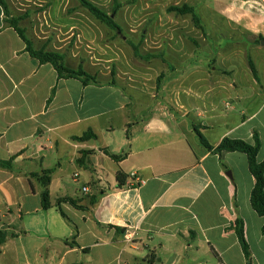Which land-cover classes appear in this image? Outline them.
I'll use <instances>...</instances> for the list:
<instances>
[{
    "label": "crops",
    "instance_id": "crops-1",
    "mask_svg": "<svg viewBox=\"0 0 264 264\" xmlns=\"http://www.w3.org/2000/svg\"><path fill=\"white\" fill-rule=\"evenodd\" d=\"M173 1L195 9L208 38L169 20L165 34L144 39L140 53L147 43L153 50L127 78L88 85L32 58L0 5V160H12L0 169V264H248L241 224L250 264H264L248 158L214 151L225 138L254 144L257 134L264 161V0ZM5 2L27 32V14ZM211 40L232 45L211 50L219 51L213 68L191 47ZM163 51L164 75L160 58L145 60ZM229 61L242 68L224 67ZM89 130L96 139H74Z\"/></svg>",
    "mask_w": 264,
    "mask_h": 264
},
{
    "label": "rangeland",
    "instance_id": "rangeland-1",
    "mask_svg": "<svg viewBox=\"0 0 264 264\" xmlns=\"http://www.w3.org/2000/svg\"><path fill=\"white\" fill-rule=\"evenodd\" d=\"M89 1L108 13H112L115 6V0ZM210 1L207 0L208 3ZM118 3L121 7L115 20L122 29L121 33H116L97 21L77 0H12V5L19 9V13L29 17L25 21V34L34 42L32 44L35 50L44 49L63 55L67 68L77 70L81 67L94 76L97 83L106 80L116 83L118 74L127 78L129 75L126 72L135 65L139 66L136 60L144 57L141 53L153 50V46L147 43L148 52L141 50L140 53L144 39L150 35L165 34V30L171 26L169 20H185L191 28H196L191 15H178L168 11L177 6L173 0H118ZM183 5L185 4L178 6ZM203 34L208 38L207 30ZM210 42L207 45L193 42L191 47L195 56L202 57L207 52L206 59L210 60L209 67L213 68V57L219 51L212 56L211 50L222 49L226 54L232 45L226 40L220 45L212 43L213 40ZM132 45L137 47L138 56H135ZM261 47L264 50V46ZM156 56L166 64L161 73L164 75L169 67L164 59V51L158 55H149L145 60L149 61ZM175 66L178 67L176 63ZM224 67L240 70L242 64L229 61L224 63Z\"/></svg>",
    "mask_w": 264,
    "mask_h": 264
},
{
    "label": "trees",
    "instance_id": "trees-1",
    "mask_svg": "<svg viewBox=\"0 0 264 264\" xmlns=\"http://www.w3.org/2000/svg\"><path fill=\"white\" fill-rule=\"evenodd\" d=\"M77 1L79 2L80 6L83 9H85L97 21L108 27L110 30L115 31L116 33L122 32L121 27L115 20L116 13L121 7L120 4L118 3V0H115V6L113 8L112 13L103 11L89 0H77ZM0 5L4 9L6 22L10 25V27H12L17 32L20 38L24 41L26 45V51L29 53V55L32 58L37 59L41 64H51L56 70L59 79H78L84 85H88L90 83H97L96 78L86 73L81 67L77 70H72L67 68L65 66V61H64L65 57L63 55L55 52H48L45 51L44 49L35 50L32 42L27 38L25 31L21 29L19 26V22L22 18H16L10 16L8 6L5 0H0ZM168 11L170 13H175L178 15H191L196 28L201 30L203 33H206V30L202 24L200 16L192 6L183 5L181 7L179 6L171 7L169 8ZM132 47L135 56H138L139 52L137 50V47L134 45H132ZM248 63L255 79L259 82L256 68L250 58H248ZM52 94H54V91L52 92ZM195 132L199 137L201 144L207 149L212 150L213 149L212 146L208 144V142L206 141V139L204 138V136L201 134V132L197 127H195ZM96 138H97L96 134H94L92 130H89L85 132L82 136L75 137L74 139L76 141L85 142ZM260 149H261V142L258 135L255 134L254 144H249L243 140L225 138L215 148L214 151L217 153H221L223 151L240 152L247 156L249 163V170L255 180L254 188L252 190L251 198H250L251 206L259 216L264 218V161L260 163L258 162L257 159ZM111 157L115 161H120L124 158V156H115V155H112ZM11 166H12V160L9 161L0 160V169H11ZM126 180L127 177L122 172L117 173V181L121 187L125 185ZM41 182L44 187V191L42 193V204L44 209H47L50 207L49 191L47 188L50 179L48 176H45L41 178ZM63 201L66 202L68 201L74 207L81 208L73 200H63ZM60 202H62V200H60ZM236 231L245 258L248 264H250L251 253H250L249 245L245 238L243 225L241 224L239 227H237ZM263 231H264V227H263ZM5 239H6V235L0 232V245L4 243Z\"/></svg>",
    "mask_w": 264,
    "mask_h": 264
},
{
    "label": "built area",
    "instance_id": "built-area-1",
    "mask_svg": "<svg viewBox=\"0 0 264 264\" xmlns=\"http://www.w3.org/2000/svg\"><path fill=\"white\" fill-rule=\"evenodd\" d=\"M132 176L135 177V174H133ZM136 180H137V186L142 183V181L140 179L136 178Z\"/></svg>",
    "mask_w": 264,
    "mask_h": 264
},
{
    "label": "water",
    "instance_id": "water-1",
    "mask_svg": "<svg viewBox=\"0 0 264 264\" xmlns=\"http://www.w3.org/2000/svg\"><path fill=\"white\" fill-rule=\"evenodd\" d=\"M261 45L264 46V41L261 42Z\"/></svg>",
    "mask_w": 264,
    "mask_h": 264
}]
</instances>
